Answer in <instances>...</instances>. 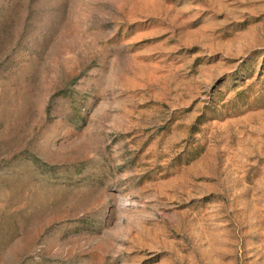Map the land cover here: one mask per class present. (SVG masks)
Segmentation results:
<instances>
[{
	"label": "rangeland",
	"instance_id": "rangeland-1",
	"mask_svg": "<svg viewBox=\"0 0 264 264\" xmlns=\"http://www.w3.org/2000/svg\"><path fill=\"white\" fill-rule=\"evenodd\" d=\"M0 264H264V0H0Z\"/></svg>",
	"mask_w": 264,
	"mask_h": 264
}]
</instances>
